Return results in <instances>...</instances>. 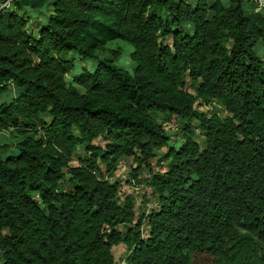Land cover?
<instances>
[{
  "label": "trees",
  "instance_id": "trees-1",
  "mask_svg": "<svg viewBox=\"0 0 264 264\" xmlns=\"http://www.w3.org/2000/svg\"><path fill=\"white\" fill-rule=\"evenodd\" d=\"M44 8L36 35L27 10ZM114 40L132 45L131 73ZM4 132L0 264H264L260 0H13ZM125 160L148 210L121 194Z\"/></svg>",
  "mask_w": 264,
  "mask_h": 264
},
{
  "label": "rangeland",
  "instance_id": "rangeland-1",
  "mask_svg": "<svg viewBox=\"0 0 264 264\" xmlns=\"http://www.w3.org/2000/svg\"><path fill=\"white\" fill-rule=\"evenodd\" d=\"M264 7V5H262ZM28 14L30 16V22H29V26L30 29L36 34L38 35V26H40L41 24L44 23V21L46 20V15L44 14L46 9H42L40 11H32V10H27ZM106 48L108 49V52L106 53L108 57L113 58L114 56L113 54L110 52L111 50H120L121 51V55L118 59H116V61L114 62V64H116L119 67L124 68L125 70H127L128 72H132L133 68L135 67V62L132 60L131 58V52L133 51V47L132 45H130L128 42L124 41V40H114L111 41L107 44ZM81 66H78L77 69L75 70V73H79L81 72ZM213 106L217 107L219 110V115L221 117H224L226 115V112L224 110V108L222 106H219L218 103L213 102ZM203 111H208L209 109H211V106H207L204 105L201 108ZM166 129L170 131V133L172 135H174L175 139H178L179 137L176 136V133L178 132V128L177 125L174 124V122H171V125L166 124ZM13 141L11 135L9 132H4L2 135H0V143H11ZM97 144H101L102 141L98 140L96 142ZM167 149H163V151H166ZM157 159H153L152 160V168L154 169V171H156L158 169V163H157ZM137 165L136 163H134L132 160H125L122 162L121 166L118 169V172L116 174V179H119L122 181V190H121V194L123 197L126 196H131L134 198L135 203L138 206H142L141 208L144 210H148L149 208H151L153 205L152 203L148 202V203H143V196L145 194V186L143 184L141 185H137L135 183H130L131 182V170L132 168H135ZM142 176L148 177L149 176V171L147 170V168L144 169ZM139 214H141L143 212V210H138ZM115 259L117 260V262H121L123 263L124 257H125V252H126V247L123 245H119L113 248L112 250Z\"/></svg>",
  "mask_w": 264,
  "mask_h": 264
},
{
  "label": "built area",
  "instance_id": "built-area-1",
  "mask_svg": "<svg viewBox=\"0 0 264 264\" xmlns=\"http://www.w3.org/2000/svg\"><path fill=\"white\" fill-rule=\"evenodd\" d=\"M12 1L13 0H5V2L1 5L0 10L9 7ZM260 5L263 7L262 5H264V0H260Z\"/></svg>",
  "mask_w": 264,
  "mask_h": 264
}]
</instances>
